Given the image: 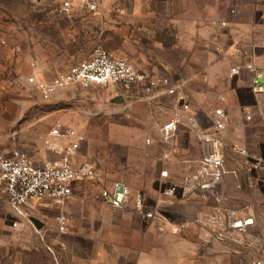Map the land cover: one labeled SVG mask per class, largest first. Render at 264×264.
Masks as SVG:
<instances>
[{"label": "rangeland", "instance_id": "rangeland-1", "mask_svg": "<svg viewBox=\"0 0 264 264\" xmlns=\"http://www.w3.org/2000/svg\"><path fill=\"white\" fill-rule=\"evenodd\" d=\"M110 5L153 6L160 9L161 18L170 13L175 21L177 59L183 57V37L187 39L189 28L192 57H212L215 62L227 60L225 54L216 53L218 46L226 49L236 38L247 39V32L238 25L242 19L247 24L248 13H253L250 22H260L264 29V0H113ZM235 8L238 14L232 16L230 11ZM78 16L62 15L60 0H0V153L10 157L21 151L38 163L54 159L49 147L58 140L52 138L51 132L64 126L60 124L63 122L65 128H73L85 137L78 160L91 161L103 179L143 189L154 203L162 201L166 198L164 190L171 185L158 179L159 172L167 168L159 159L170 144L163 140L160 128L170 119V109H180L181 102L165 95L164 109L146 118L148 108L140 99L142 94L127 103H109L113 89L73 86L45 100L25 80L33 74L50 76L66 71L90 60L98 49L109 53L118 50L114 39L106 40L108 32L102 19ZM215 19L226 20L228 27L214 29ZM162 56H166L165 52H161ZM187 62H178L183 77L176 83L185 103L199 104L206 96L215 97L200 72V63ZM161 74L174 80L172 75ZM181 144L188 147V153L181 162V177H176L184 181L186 171L197 166L202 147L192 129ZM163 180L166 183L169 179ZM153 184L155 191L148 189ZM81 185L91 192L83 197L100 200V181ZM21 210L22 215L18 216L0 189V264H67L72 256L68 248L74 243L69 237L72 231L62 235L54 224L58 205L49 199L33 200ZM166 213L170 211H162L163 216ZM30 217L43 222V228L39 230ZM15 222L21 224L16 227Z\"/></svg>", "mask_w": 264, "mask_h": 264}, {"label": "crops", "instance_id": "crops-1", "mask_svg": "<svg viewBox=\"0 0 264 264\" xmlns=\"http://www.w3.org/2000/svg\"><path fill=\"white\" fill-rule=\"evenodd\" d=\"M112 1L98 0L99 11L95 17L93 16L104 22V28L108 32L106 40L114 39L119 47L118 50L108 53L116 59L130 62L137 70L149 77H161L160 75H163L161 73H166V76L172 75L174 85H177V79L183 77L178 62L188 61L189 65L192 61L199 62L200 72L204 73L206 78L205 83L210 88L209 91H213L215 97L206 96L203 103L191 104V108L201 110V117L210 115L215 109H225L230 123L221 134V138L228 145L236 144L246 148L249 157L229 152L226 168L229 172L237 171V176L232 173L227 174L217 187L215 196L204 199L198 192L184 191L183 180L176 176L178 174L181 177V162L188 153V147H184L181 141L184 135L189 136L191 130L188 128L189 115L180 109H170L171 117L166 123L175 118L177 114L185 122L184 126L179 127L177 136L169 149L159 159L167 165V168L162 169L157 175L159 181L164 185H173L178 188L175 198L157 200L161 212L167 210L170 213L162 216L161 220L148 222L139 215L105 207L100 197V200L83 197L91 195V192L86 191L81 185L83 182L76 183L73 186V197L64 207L58 206L59 214L61 211L64 212L70 220L72 233L69 237L71 243H74L68 248L72 256L67 264H250L252 259L258 256L264 260V94L255 95L251 92L255 80L253 73L243 71L241 77L231 76V70L236 65L252 63L262 71L263 77L260 82L264 84L263 25L257 21L250 22V17L253 18L252 12L248 13L246 25L241 22L243 19H239L240 25L238 26L242 27V31L247 32L244 35L247 39L236 38L226 49L221 45L218 46L222 50L216 53L227 56V60L219 62H215L212 57L209 59L192 57L189 28L187 39L185 35L183 37V57L177 59L175 21L170 17V13L166 14L167 18H161L159 15L161 11L156 7L145 5L112 7L110 5ZM116 13L119 15L112 16ZM83 14L92 16L85 12H76L72 18ZM118 19L119 22H117ZM213 21L226 20L215 19ZM213 21L214 29H225L215 26ZM163 36L171 39L165 40ZM235 48H239L244 53L242 58L232 55ZM161 52H165L166 56L161 57ZM66 71H57L50 76L40 74V76L51 81L58 74ZM110 93L113 94L109 97V103L117 98L127 103L134 97H141V94L145 96L143 89H133L131 92L119 89L112 90ZM143 97L140 99L148 108V112L145 113L146 118L158 115L160 110L164 109L162 98L165 95H159L153 101ZM243 109L252 114L251 121H247L242 113ZM60 124L65 126L63 122ZM163 126L160 128L161 133ZM52 138L57 140L53 136ZM49 149L55 158L47 161L62 156L53 151L51 146ZM153 149H156V145ZM80 151L81 149L73 159L75 163L82 162L78 160ZM31 160L36 166H43L44 162L38 163L32 158ZM248 167L252 168L251 172ZM166 170L170 172V178L165 183V180L161 179V173ZM250 180L255 181L254 187L250 186ZM98 181H100L99 194L103 185L108 186L121 182L103 179L100 175ZM131 188L146 195L143 189ZM150 188L153 191L156 189L154 184L148 186V189ZM218 208L224 212L225 219L229 221L253 217L254 225L251 231L247 234L238 233L235 241L223 243L210 239L204 231L197 227L186 225L192 217L209 216ZM16 213L18 216L22 215L17 211ZM56 217L54 224L59 232ZM30 218L32 222L35 220L42 225L39 230L43 228V222ZM162 222L166 223L164 232L158 230Z\"/></svg>", "mask_w": 264, "mask_h": 264}, {"label": "built area", "instance_id": "built-area-1", "mask_svg": "<svg viewBox=\"0 0 264 264\" xmlns=\"http://www.w3.org/2000/svg\"><path fill=\"white\" fill-rule=\"evenodd\" d=\"M98 11V0H60V12L67 17L74 16L76 12H85L95 17ZM230 13L237 15L238 9H232ZM213 24L220 28L228 26L227 21H213ZM216 49L222 50L221 47ZM232 55L242 58L244 53L239 48H235ZM243 71L255 75L251 92L255 95L264 94V84L260 82L263 77L262 71L252 63H244L233 67L231 76L241 77ZM25 80L30 86L36 88L45 100H50L60 90L73 86L123 89L128 92L133 89H143L145 98L150 101L155 100L159 95L172 96L182 103L181 111L188 113L191 110V105L185 103L179 86L174 85L170 78L149 77L137 70L130 62L116 59L103 49H98L90 60L72 66L51 81L36 74L26 77ZM242 113L247 121L252 120V114L249 111L243 109ZM210 116L214 124L205 130H199L193 119L189 117L188 125L201 143L202 156L195 168H189L186 171L182 184L184 191L198 192L204 199L217 194V187L227 174L232 173L237 176V171L229 172L226 168L229 152L249 157L246 148L236 144L228 145L221 138V134L230 123L227 111L218 108L211 112ZM184 125L185 122L177 114L163 126V140L171 144L177 136L179 127ZM51 136L58 140L50 144L52 150L62 156L52 161H44L41 167L36 166L24 152L15 151L10 157L0 153V189L8 196L19 214H22V207L33 200L49 199L59 207H64L73 197V186L76 183L98 181V171L91 161L75 163L73 160L85 142L82 134L72 128L59 126L52 130ZM248 169L249 172L252 171L251 167ZM161 178L169 179V171H163ZM249 184L254 187L255 181L250 180ZM177 190L176 186H171L164 190L163 195L173 199L176 197ZM100 198L105 207L131 212L148 222L163 219L159 201L152 202L143 192L135 191L123 182L103 185ZM56 222L60 234L66 235L70 232V220L64 212H60ZM19 224L21 223L15 222L16 227ZM165 225L166 223L162 222L158 230L164 232ZM186 225L204 231L212 240L227 243L235 241L238 233H249L254 225V219L249 217L244 220L229 221L225 219L224 212L218 208L209 216L192 217ZM250 264H264V260L259 256L254 257Z\"/></svg>", "mask_w": 264, "mask_h": 264}, {"label": "water", "instance_id": "water-1", "mask_svg": "<svg viewBox=\"0 0 264 264\" xmlns=\"http://www.w3.org/2000/svg\"><path fill=\"white\" fill-rule=\"evenodd\" d=\"M115 101L121 103L123 99H116ZM200 113L201 110H194L191 108V110L188 112V115L193 119L199 130H205L211 128L214 124L212 117L210 115H205L204 117H201ZM33 222L38 229L41 228L42 225L40 223H38L35 220H33Z\"/></svg>", "mask_w": 264, "mask_h": 264}]
</instances>
